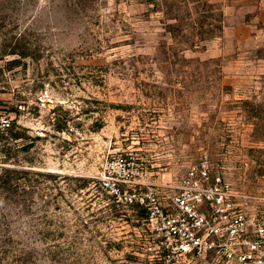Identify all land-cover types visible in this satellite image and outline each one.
<instances>
[{
	"label": "rangeland",
	"instance_id": "374dc122",
	"mask_svg": "<svg viewBox=\"0 0 264 264\" xmlns=\"http://www.w3.org/2000/svg\"><path fill=\"white\" fill-rule=\"evenodd\" d=\"M180 1L0 0V264L181 259L142 198L203 159L264 219V0Z\"/></svg>",
	"mask_w": 264,
	"mask_h": 264
},
{
	"label": "built area",
	"instance_id": "2783aa9c",
	"mask_svg": "<svg viewBox=\"0 0 264 264\" xmlns=\"http://www.w3.org/2000/svg\"><path fill=\"white\" fill-rule=\"evenodd\" d=\"M175 187L142 198L168 263L171 256L182 257L171 264H182L214 254L218 264H264V219L235 201L232 183L213 173L206 159L190 165Z\"/></svg>",
	"mask_w": 264,
	"mask_h": 264
},
{
	"label": "trees",
	"instance_id": "16d2710c",
	"mask_svg": "<svg viewBox=\"0 0 264 264\" xmlns=\"http://www.w3.org/2000/svg\"><path fill=\"white\" fill-rule=\"evenodd\" d=\"M190 3L197 4V7H199V9L202 12H204L205 14L209 13V11L212 10V8H211L212 5L209 4L207 0H181L180 3H176V7H177L178 10H182V11H187L188 10L189 11L190 10ZM205 7H209V8H205ZM196 12H198V11H196ZM198 13L202 14L201 12H198ZM183 14H184L183 12L178 11L177 16L175 17L176 20L179 22V25L181 27H182V22L185 20V18H188V16H186V14H185V16H183ZM219 28L221 30V26ZM210 37H212L211 36V30L208 29L206 32H204V34H202L200 36V41L203 43L207 39H209ZM9 53L20 55V57H25L26 56L25 53L22 52V51H10ZM19 61H20V59L17 56H15V58L7 60V65L14 66Z\"/></svg>",
	"mask_w": 264,
	"mask_h": 264
}]
</instances>
